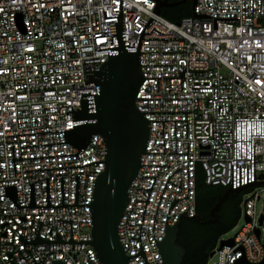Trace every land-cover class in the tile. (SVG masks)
Wrapping results in <instances>:
<instances>
[{"label": "built area", "instance_id": "2783aa9c", "mask_svg": "<svg viewBox=\"0 0 264 264\" xmlns=\"http://www.w3.org/2000/svg\"><path fill=\"white\" fill-rule=\"evenodd\" d=\"M120 2L0 0V264H52L53 260L99 264L95 250L87 244H25L18 240L20 235L34 240L39 223L43 222L39 230L41 239L56 241L58 232L63 241H68L71 225L58 220H72L73 241H92L90 207L17 208L6 197L4 186H15L17 203L25 207L31 202L33 182L36 206H47L46 178H49L51 206H62L63 177L64 204L75 205L76 176H80L78 204H91L95 181L105 171L104 163H94L105 161L104 140L94 135L88 147L80 151L70 144H59L66 140L63 132L58 131L74 129L72 113L66 112L82 109L81 92L99 91L100 86L94 83L86 85L89 76L94 75L86 72L100 70L108 59V50H98L111 48V26H115L117 18L106 17H115ZM122 6L127 9L123 41L138 44L145 29L138 21H150L156 2L123 0ZM195 12L239 21L218 23V30H214V18H199L192 13L180 23H172L158 15L145 30L150 33L156 27L165 34L152 32L145 34L144 39L185 40L141 42L140 52L183 53H140L141 65H168L141 66L145 78L172 79L171 89L170 79H144L136 99L163 100H136V107L140 112L191 113L145 114L149 121L188 120V137L187 122H176V137L175 122H164V137L159 134L163 133V122H151L146 153H164L165 141L166 154H143L141 164L170 166L139 169L129 189L130 202L119 223L120 238L128 257L139 254L140 240L130 238H140L141 226L128 224H142L143 220L141 242L147 262L162 264L155 238L161 242L166 236V221L173 227L180 216V220L184 218V212L188 211L190 219L197 216L196 186L201 168L208 185L234 190L247 187L242 191H249L248 199L241 204L245 224L233 238L218 242L215 264L240 261L261 264L264 261V0H198ZM182 66L186 67V78L181 79ZM257 80L262 84H257ZM176 141L178 154H188L189 142V158L174 155ZM13 152L15 160L72 156L15 161V175ZM168 180L177 186L167 183ZM138 189L152 191L150 194V190ZM175 198L183 200L169 213ZM147 200V207L146 202H138ZM258 202L263 207L260 216ZM144 211V219L143 214L133 213ZM221 241H232L233 245L219 250ZM128 263L144 264L145 258L133 257Z\"/></svg>", "mask_w": 264, "mask_h": 264}, {"label": "water", "instance_id": "95a60500", "mask_svg": "<svg viewBox=\"0 0 264 264\" xmlns=\"http://www.w3.org/2000/svg\"><path fill=\"white\" fill-rule=\"evenodd\" d=\"M120 2V11H115V17H105L106 19L117 18L115 26H111V48H104L98 51L108 50V59L103 64L100 70L87 71L86 73H94L89 76V83H94L96 86H100L98 93L81 92L82 109L78 112L69 111L66 113H72L74 129H69L63 132L66 143L70 144L78 150H84L91 142V138L94 135H100L107 149L105 151V161L94 162L104 163L105 171L100 173L97 177L91 204H78V188L80 183V176H76V203L75 205L64 204V178H61V193H62V206H51L50 203V184L49 178H46V193H47V206H36L35 202V184L30 183V204L25 207H21L17 203L18 190L15 186H4V192L6 197L11 200L17 208H67V207H90L91 219H92V241H73V221L72 220H58L68 222L71 225V239L63 241L61 235L57 232L56 241H46L39 237V230L43 226V222H40V226L37 230V235L34 240H27L25 236L20 235L19 241L25 244H87L90 245L96 252V258L99 264H129L128 260L133 257L143 256L145 258L144 264H149L143 249L141 242L142 224H128L141 226L140 238H130L140 240L141 251L139 254L128 257L125 253L120 234L119 223L122 216L130 202L129 189L131 184L137 178L138 171L143 166H167L170 165H142L141 157L143 154H166L165 153V141H164V153H146V146L150 140L151 122H163V134L164 137V122H175V137H176V122H187V137H188V120H173V121H149L145 118V114L151 113H191L190 111H177V112H140L136 107V100H163V99H136L138 89L144 79H171L172 78H145L141 66H168V65H141L140 53H183V52H140L141 42L143 40H185V39H144L145 34H151L157 32L159 35L165 33L157 29L156 27L150 32L145 33V30L156 20L158 15H161V9L165 7H176L187 2L192 3V13L195 17L199 18H214L206 14H196L195 7L198 4V0H181L178 2H170L169 0H153L156 2L154 13L152 18L147 23L140 19L139 24L143 25L145 29L138 38V44H131L127 41H123V32H125L124 16L126 10ZM208 2V0H207ZM239 18H214V30H218V23H233L238 22ZM180 78H186V67L182 66L180 72ZM159 91V83H158ZM48 132V133H58ZM46 134V133H37ZM35 135V134H27ZM23 136V135H16ZM11 137V136H6ZM56 145V144H48ZM45 146V145H37ZM34 147V146H27ZM13 148V145H12ZM78 154V153H77ZM74 154V155H77ZM174 155H188L189 158V142H188V154L177 153V141H176V154ZM72 155H60V156H48L41 158H52ZM41 158H29L19 160L41 159ZM13 152L14 172L15 161ZM91 163L89 165H92ZM86 165V166H89ZM79 166V167H86ZM77 168V167H68ZM66 169V168H57ZM56 170V169H45ZM180 170V169H179ZM44 171V170H35ZM178 171V170H177ZM176 171V172H177ZM33 172V171H25ZM175 172V173H176ZM174 174V173H173ZM172 174V175H173ZM16 175V172H15ZM159 175V174H158ZM157 175V177H158ZM171 175V176H172ZM157 177H145L155 178ZM171 178V177H170ZM169 178V179H170ZM155 183V182H154ZM167 183H171L168 182ZM173 184V183H171ZM175 185V184H173ZM154 186V184H153ZM167 186V184H166ZM165 186V188H166ZM177 186V185H175ZM181 187V183L180 186ZM153 188V187H152ZM247 187L234 190L231 187L226 190L223 196H221L212 208L209 219L205 220L203 216L197 215L194 219L188 217V211L182 215L184 219L194 220L200 225L215 224L218 222V214L223 207L224 203L230 198V196L242 190H246ZM138 190H150L152 189H138ZM165 190V189H164ZM164 193V191H163ZM149 194V197H150ZM163 196V194H162ZM188 196H189V163H188ZM187 196V197H188ZM148 197V200H149ZM187 197L183 198L186 199ZM162 199V197H161ZM160 199V201H161ZM183 199H173L169 213L172 207ZM147 201H138L146 202ZM160 205V202H159ZM145 207V210H146ZM159 208V206H158ZM158 212V209H157ZM135 214H143L144 212H133ZM168 213V216H169ZM157 216V214H156ZM181 217V216H180ZM179 219L173 227L165 225L166 236L161 242H158L155 238L158 251L162 260V264H182L184 257L186 256V250L184 247L178 244V234L180 231V225L182 220ZM168 220V217H167ZM156 221V218H155ZM263 223V217L260 219V225ZM155 226V222H154ZM154 235V228H153ZM257 236H260V230H257ZM225 245H233L232 241H221L219 250ZM214 256V252L211 257ZM52 264H65L62 260H53ZM83 264V263H81ZM239 264H247L245 261H240ZM264 264V261L263 263Z\"/></svg>", "mask_w": 264, "mask_h": 264}, {"label": "trees", "instance_id": "16d2710c", "mask_svg": "<svg viewBox=\"0 0 264 264\" xmlns=\"http://www.w3.org/2000/svg\"><path fill=\"white\" fill-rule=\"evenodd\" d=\"M169 1L178 2L181 0ZM161 16L172 23H180L183 19L192 16V4L187 2L176 7L162 8ZM227 189L221 185H208L203 170L199 168L196 186L197 215L208 220L212 208ZM248 192L233 193L221 208L218 222L215 224L200 225L194 220L182 219L177 240L178 244L186 250L182 264H208L218 242L238 225L242 216L243 197Z\"/></svg>", "mask_w": 264, "mask_h": 264}, {"label": "rangeland", "instance_id": "374dc122", "mask_svg": "<svg viewBox=\"0 0 264 264\" xmlns=\"http://www.w3.org/2000/svg\"><path fill=\"white\" fill-rule=\"evenodd\" d=\"M246 199H248L247 194L243 197V200H246ZM257 211H258L259 216L263 212V207H262L261 202L257 203ZM244 224H245V219L242 216L238 222V225L233 230H231L229 233L225 234L222 239L228 240V239L233 238L236 235V233L244 226ZM216 262H217V256H214L210 258L208 264H215Z\"/></svg>", "mask_w": 264, "mask_h": 264}, {"label": "snow or ice", "instance_id": "6c2138e0", "mask_svg": "<svg viewBox=\"0 0 264 264\" xmlns=\"http://www.w3.org/2000/svg\"><path fill=\"white\" fill-rule=\"evenodd\" d=\"M145 2H147V0H145ZM0 11H2V9H0ZM98 42H99V41H98ZM30 51H31V50H30ZM256 83H257V84H262V81L257 80Z\"/></svg>", "mask_w": 264, "mask_h": 264}, {"label": "flooded vegetation", "instance_id": "af4514ba", "mask_svg": "<svg viewBox=\"0 0 264 264\" xmlns=\"http://www.w3.org/2000/svg\"><path fill=\"white\" fill-rule=\"evenodd\" d=\"M192 4V3H191Z\"/></svg>", "mask_w": 264, "mask_h": 264}]
</instances>
